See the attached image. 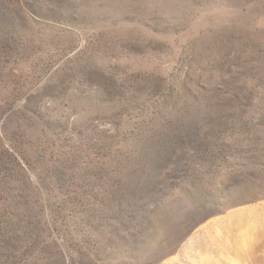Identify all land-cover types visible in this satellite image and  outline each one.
<instances>
[{"label": "rangeland", "instance_id": "1", "mask_svg": "<svg viewBox=\"0 0 264 264\" xmlns=\"http://www.w3.org/2000/svg\"><path fill=\"white\" fill-rule=\"evenodd\" d=\"M0 264H264V0H0Z\"/></svg>", "mask_w": 264, "mask_h": 264}]
</instances>
